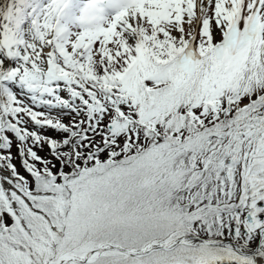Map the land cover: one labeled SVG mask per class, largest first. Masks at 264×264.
Segmentation results:
<instances>
[{
    "label": "snow or ice",
    "instance_id": "1",
    "mask_svg": "<svg viewBox=\"0 0 264 264\" xmlns=\"http://www.w3.org/2000/svg\"><path fill=\"white\" fill-rule=\"evenodd\" d=\"M0 264H264V0H0Z\"/></svg>",
    "mask_w": 264,
    "mask_h": 264
}]
</instances>
